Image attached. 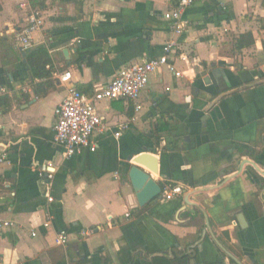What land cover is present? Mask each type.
<instances>
[{
	"label": "crops",
	"instance_id": "0c3cea01",
	"mask_svg": "<svg viewBox=\"0 0 264 264\" xmlns=\"http://www.w3.org/2000/svg\"><path fill=\"white\" fill-rule=\"evenodd\" d=\"M24 2L0 0V97L11 102L0 107V154H9L0 161V219L16 222L0 225V264H238L219 243L243 264H264V176L247 164L221 184L243 158L264 171V0L197 2L183 14L190 25L182 34L164 18L178 0H47L44 26L22 50ZM172 39L181 75L154 73L140 110L123 99L100 102L112 130L95 136L96 151L64 157L53 140L69 85L59 75L70 71L92 96ZM41 44L52 75L34 79L26 55ZM39 85L46 94H36ZM160 121L171 130L158 144L151 132ZM121 124L129 127L115 138ZM144 151L159 158V173L140 167L163 191L209 188L191 196L199 208L184 206L182 195L139 205L129 170Z\"/></svg>",
	"mask_w": 264,
	"mask_h": 264
},
{
	"label": "built area",
	"instance_id": "2783aa9c",
	"mask_svg": "<svg viewBox=\"0 0 264 264\" xmlns=\"http://www.w3.org/2000/svg\"><path fill=\"white\" fill-rule=\"evenodd\" d=\"M203 1L206 0H178L174 8L164 13V18L169 22L171 30L176 34L185 32L190 25V21L183 18L184 12L188 7ZM22 5L28 6L30 11L26 22L17 33V41L22 50H28L34 45V33L44 26V18L41 8H33L29 0H25ZM177 48L178 42L176 39L168 41L163 48V54L143 62L124 66L108 85L96 91L92 96L83 93L71 83L70 71L60 74L59 79L61 83L69 85L67 96L56 108L57 120L53 140L56 145L64 148L63 156L70 158L83 148L96 151L98 144L94 139L95 136L112 130L98 110L100 102L123 99L133 102L136 110H140L142 109V105L139 104V101L154 73L166 68L180 76L181 72L176 67ZM128 127V124L119 125L113 131L114 137L119 138ZM8 159V152L6 150L2 151L0 161L4 162ZM49 167L52 169L44 170L48 186H50L55 176V169L51 164ZM183 192V186L175 185L164 190L162 196L171 200L176 196L182 195ZM48 201H54V198L48 195ZM126 215L129 216L130 213L127 212ZM0 225L11 227L15 226L16 222L0 219ZM50 225L51 217L43 223L44 227H49ZM32 235L37 236L36 229L32 230ZM58 242L60 244L67 243V232L65 230L58 232Z\"/></svg>",
	"mask_w": 264,
	"mask_h": 264
},
{
	"label": "water",
	"instance_id": "95a60500",
	"mask_svg": "<svg viewBox=\"0 0 264 264\" xmlns=\"http://www.w3.org/2000/svg\"><path fill=\"white\" fill-rule=\"evenodd\" d=\"M64 52L66 56H68V49H65ZM133 163L134 164L131 166L129 170V177H130L133 189L136 193L139 205L145 206L151 203L156 198L160 197L162 195L163 188L161 184L158 181H156L149 172L145 171L140 166L147 167L152 173H159V168H158L159 158L152 152L144 151V152L137 154L133 158ZM247 164L252 165L255 168V170H257L260 174L264 176V171L261 170L255 162H253L249 158H243L236 168L237 172L227 176L223 180V182H221V184L229 180H232L233 178L238 176V174L242 172V170ZM207 190H209V188H195L193 190L183 192L182 199L184 202V206L186 205V207L193 206V207L199 208L198 205L195 204V202H191V196L196 193H201ZM207 226L209 230L212 232L209 221H207ZM219 245L228 253V255L232 259L236 260L238 264H243L241 261L238 260L237 257H235L228 250H226L220 243Z\"/></svg>",
	"mask_w": 264,
	"mask_h": 264
},
{
	"label": "trees",
	"instance_id": "16d2710c",
	"mask_svg": "<svg viewBox=\"0 0 264 264\" xmlns=\"http://www.w3.org/2000/svg\"><path fill=\"white\" fill-rule=\"evenodd\" d=\"M33 8H46L47 0H29ZM2 9L0 5V10ZM27 65L31 69V74L34 79H44L49 78L52 75V71L48 68V65L52 64V59L47 47L44 44L37 45L31 49L26 55ZM45 85H39L38 90L36 89V94L40 95L46 91H41ZM51 87H48V90ZM0 107L3 111L9 110L11 108V102L9 98L5 96L0 97ZM153 130L151 132V137L156 140L158 144L161 143L162 135L165 132L171 130V126L167 121L154 122Z\"/></svg>",
	"mask_w": 264,
	"mask_h": 264
}]
</instances>
